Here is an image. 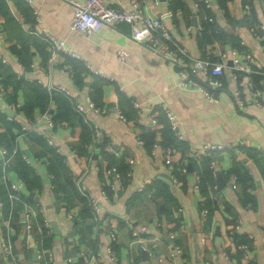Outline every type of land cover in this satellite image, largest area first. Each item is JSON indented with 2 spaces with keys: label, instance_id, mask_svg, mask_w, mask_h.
Instances as JSON below:
<instances>
[{
  "label": "crops",
  "instance_id": "0c3cea01",
  "mask_svg": "<svg viewBox=\"0 0 264 264\" xmlns=\"http://www.w3.org/2000/svg\"><path fill=\"white\" fill-rule=\"evenodd\" d=\"M105 1L129 8L132 0ZM137 1L147 15L163 20L172 39L190 56L204 57L210 52L220 60L219 54L225 52L222 60L230 67L242 51H249L252 62L264 71V39L250 29L253 24L264 25V0H226L225 7L218 0H211L210 7L202 6L200 0ZM244 5L250 6L249 12ZM206 16L233 38H216L203 47L199 36ZM71 17L67 0H0V148L16 149L7 175L18 185L19 198L33 209L34 228L27 233L15 217L18 203L13 206L9 224L14 230L9 234L17 264H85L80 252L95 250L103 252L107 264H229L224 252L238 264H264V105H256L249 97L253 86L257 87L248 84L253 82L250 75L239 77L243 105L232 95L238 84L228 68L224 86L210 100L196 88L181 86L178 67L158 57L147 43L133 40L129 25L99 24L85 34L70 28ZM44 31L63 40L80 59L61 52L51 63ZM237 42L243 43L241 50L234 47ZM233 48L238 49L236 53ZM119 51L127 52L126 59H120ZM49 83L63 86L69 96L49 91ZM35 86L84 105L89 96L105 109L88 111L100 129L94 151L87 146L90 138L86 142L88 136H82L84 122L77 111L66 119H55L53 98L45 110L26 106L36 97ZM260 86L264 98V78ZM162 103L175 115L177 132L182 135L179 143L170 142L174 144L170 166L162 157L166 122ZM153 117L158 121L152 125ZM25 118L34 121L29 134L20 130ZM151 131L154 144L147 139ZM140 138L143 144L138 143ZM105 143L119 153L116 165L121 179L104 175L103 167L110 166L103 154ZM211 143L225 148L203 149ZM54 154L61 161L53 162ZM21 155L28 159L24 163L33 174L30 184L20 177ZM1 158L0 152V163ZM128 158L133 162L129 164ZM50 159L59 174L57 184ZM204 159L210 162L205 165ZM181 167L187 171L182 173ZM234 167L250 176V197L236 182ZM202 175L207 195L195 187ZM80 176V185L99 206L96 220L75 185ZM204 204L208 208L205 217ZM8 213L9 208L0 211V238L8 230ZM235 234L250 237L248 259L236 252ZM109 245L111 253L106 251ZM174 245L181 251L174 252ZM40 250L43 255L50 251L53 262L38 256ZM88 264L100 262L93 258Z\"/></svg>",
  "mask_w": 264,
  "mask_h": 264
},
{
  "label": "built area",
  "instance_id": "2783aa9c",
  "mask_svg": "<svg viewBox=\"0 0 264 264\" xmlns=\"http://www.w3.org/2000/svg\"><path fill=\"white\" fill-rule=\"evenodd\" d=\"M72 8V17L70 20V28L79 30L85 34H90L99 24H106V25H114L116 23H125L130 27V37L137 41V42H144L147 43L150 49L158 55L161 59L166 61L169 64L175 65L178 67V71L180 74V85L185 88H196L200 90L208 99L214 100L216 99L215 90L219 89L223 86L224 80L223 77L226 73L227 68L231 69V75L236 80L238 86L233 90L232 95L238 105L244 104V96L242 94V90L239 88L242 85V81L239 80L241 74L251 75L253 73L262 74L264 75V71L261 69L259 64H255L251 60V54L249 51L241 52L242 55L239 59H235L232 61L231 66L229 67L222 58L226 55L225 52H221L219 54V59H214L213 55L208 52L204 57H192L189 55L188 51L185 47L179 45L172 39V35L170 30L163 22L160 17H153L147 15L144 10L142 9L140 3L137 0L131 1V7L129 8H116L110 4H108L105 0H67ZM205 7L211 6V0H202ZM244 9L246 12L250 11L249 5H244ZM210 21H213V17L208 18ZM250 29L256 32V37L259 39H264V25L262 24H253ZM43 39L46 41L47 46L50 50V57L49 60L52 63L56 54L58 53H65L71 57L76 59H80L79 56L71 51L65 42L61 39H57L53 37L48 32L44 31ZM243 45V43H240ZM238 49L233 48V52L236 53ZM118 56L120 59H126L127 52L119 51ZM85 66L94 73H97L95 69H93L88 63L84 62ZM40 83V81H39ZM250 86L253 85V82L248 81ZM264 89V86L262 87ZM47 89L53 91H62L65 95L69 96L68 90H66L63 86L59 85H52L49 83ZM261 87L257 86L250 90L249 97L251 98L252 102H254L258 106L264 105V98L261 95ZM3 91V88H1ZM2 93V92H1ZM85 105L80 102H72L73 108L77 111L82 119L83 122L89 127L91 130V137L90 142L87 143V146L93 147L96 146L97 138L100 135V129L97 127L96 124L92 122V119L88 115V111H97V112H104V108H99L95 105L91 97L86 96L85 98ZM133 105L138 108L139 104L137 102H133ZM18 106V104H17ZM161 109L165 116L169 121L170 128L175 131L177 140L182 139V135L177 132V119L173 112L168 109L165 104H161ZM125 119L123 116H121ZM49 125H53V121L50 118H47ZM151 123L156 124L157 119L153 117L151 119ZM34 121L25 118L23 123L21 124L20 130L22 134H28L33 131ZM139 144H143L144 140L142 138L138 139ZM225 147L220 144H208L204 145L203 149L206 151H220ZM105 152L108 154L118 156L119 153L116 151L112 145L107 144L103 148ZM173 147L166 146L162 150V157L164 162L167 166L171 165L170 155L172 154ZM1 152V163H0V184H4L8 191V198L10 201L9 205V213L6 221V225L8 227L6 236H2L0 238V247H1V257L6 264H17V255L14 251L11 238H10V230H14L12 226H10V219L12 217V211L14 202L16 200H20L19 198V187L18 185L10 180L7 175V169L11 159L16 154V149H8V148H0ZM90 159V156H89ZM23 160L28 163V159L23 156ZM128 163H132L133 159L128 158ZM213 165L214 162L211 161ZM183 172H186L187 169L185 167H181ZM103 172L105 176L113 175L117 179H121V172L119 171L116 164L110 165L109 167H103ZM84 173V172H83ZM127 175H130L129 171L125 172ZM52 178L53 175L49 174ZM80 178L76 180V186L82 196H84L87 200V206L89 207L94 219L96 220V213L98 211V204L97 202L92 199L87 192L82 188L80 185ZM236 178V177H235ZM173 182L177 181L176 177L172 178ZM200 178L197 177L195 187H199ZM105 193V192H104ZM214 200L218 201L217 197H214ZM23 205L18 213L17 222L22 224L25 231L30 233L33 229L32 218V206L22 201ZM4 206V200L0 188V211L2 213V209ZM208 213V209L203 207L202 209V216L205 217ZM69 218H73V214H68ZM46 233H50L49 224H45ZM45 231V230H44ZM232 232V231H231ZM112 238L115 239L114 234L112 233ZM169 237L173 239L174 234L170 233ZM141 247L144 248V245L141 244ZM241 250H243L242 257L245 259L249 258V255L246 251L247 244H241L239 246ZM107 253H111V246H107L106 248ZM174 252H180L181 248L177 245L173 246ZM225 258L228 259L229 264H238V262L234 259L229 257L227 252L223 253ZM43 252L40 250L38 252V256H42ZM103 252L101 250H95L92 253L86 254L85 252H80V256L82 257L85 264H88L93 258H98L100 264H107L105 259L102 258ZM44 258L48 262H53L52 253L47 251ZM42 256V257H43ZM159 261H162L159 258Z\"/></svg>",
  "mask_w": 264,
  "mask_h": 264
},
{
  "label": "trees",
  "instance_id": "16d2710c",
  "mask_svg": "<svg viewBox=\"0 0 264 264\" xmlns=\"http://www.w3.org/2000/svg\"><path fill=\"white\" fill-rule=\"evenodd\" d=\"M225 2H226V0H218V4L220 6H222V7H225ZM199 3L202 6H204L202 0H200ZM4 12L6 13L5 10H4ZM209 17H211V16H206L205 20L202 22V29H201V33H200V36H199V43L203 47L205 45L209 44V43H212L216 38H224V37L233 38V36L228 35L220 26H218L217 22L214 19H213V21H210L208 19ZM235 44L236 45L234 47H237L239 50H241V44H240V42H237ZM213 58L214 59H217L215 57H213ZM250 77L252 78L253 83L255 85L260 86V80L262 78H264V75L257 74V73H253V74L250 75ZM223 86H224V84H223ZM34 90L36 92V97L32 101H30V102L28 101L26 103V106L28 108L31 109L33 106L38 105V106H40L41 108H43L45 110L46 107H47V104L49 102L48 100L50 98L51 99L53 98V100L56 103V108H57V112L54 115L55 119H64V118L66 119L69 114H74L75 110L73 108V103L66 96H64V95H62L60 93H57V92L50 93V92L46 91L41 86H35L34 87ZM217 90H219V89H217ZM217 90H215V95H216V91ZM164 117L166 118V122L163 121V124H164L163 125V141H164V147L169 146V145L172 146L174 144H171L170 142L172 140H173V142L174 141L176 142L177 138L174 137L175 136L174 131L170 128L169 121H168L167 117L165 116V114H164ZM82 131H83V133H82L83 138H85V136L86 137L88 136V138H85V141L87 142L89 140V138L91 137V130L89 129V127L85 123H83L82 124ZM153 136H154L153 131H151V132L148 133V138H147L148 139V143L154 144L155 140H154ZM174 138H175V140H174ZM179 141H181V140H177V143H179ZM144 142H145V140H144ZM107 144L108 143H105L103 146L105 147V145H107ZM10 149H12V148H10ZM53 151H54V149H53ZM103 154H104V157L108 160L109 165L117 164L118 163L117 160L119 159V156H114V155L108 154L107 152L104 151V149H103ZM14 156H16V154ZM19 158H20L21 166H22V167H20V168H22V171L20 173V175H21L20 177L25 182H27V183L30 184L32 182L31 180H33L32 171H30L28 169V167L26 166V163H24V160H23L22 155L19 156ZM55 161L56 162L61 161L60 160V157L57 156V155H55L54 156V159H53V162H55ZM203 162L206 165V164H208L210 162V160L204 159ZM50 164H51L50 170H51V172L53 171L55 173V181H56V184H57V180H58L57 177L59 176V174L56 173L53 170V165H52V160L51 159H50ZM123 171H126V168L123 169ZM231 172L236 176V182L240 183L241 189H242V193L245 196L250 197V193L247 191V189H248V187H250L252 185V182H251L250 176L247 174V171H245V170L241 171L239 168L234 167V168H232ZM54 173H53V175H54ZM182 173H185V172L182 171ZM206 181L207 180L205 179V175H202V177L200 179V182H199V187H200L201 192L203 194H205V195H207V190H208ZM72 187L73 188H76V186H74V184H72ZM0 188H1L2 196H3V200H4L3 209L5 210V212H7L8 211V208H9V205H10V201H9V198H8V191H7V188L5 187V185L2 184V183L0 184ZM76 191H77V189H76ZM80 197L84 201L85 206H87V200H86V198L84 196H80ZM25 200L26 199H24V198L21 197L20 200H16L14 202V203H18V208L16 209V215H15L16 218H17L18 213L20 212V210L22 208V205H23V202L22 201H25ZM203 206L205 207V206H207V204H204ZM86 208L89 210V207L88 206ZM234 239H235V241L237 243V250H236V252L237 253H240V255H242L243 250H241L239 248V246L241 244H247V245H249V243H250V240H249L250 237L248 238L246 235L239 236V235L235 234L234 235ZM228 254H230V253H228ZM2 262H3L2 261V257L0 256V264Z\"/></svg>",
  "mask_w": 264,
  "mask_h": 264
},
{
  "label": "water",
  "instance_id": "95a60500",
  "mask_svg": "<svg viewBox=\"0 0 264 264\" xmlns=\"http://www.w3.org/2000/svg\"><path fill=\"white\" fill-rule=\"evenodd\" d=\"M219 178H220V176H219ZM166 180H167V182H168L169 184L172 183L170 179H167V178H166ZM224 184H225L224 181L221 180V182L219 183V186L222 188V187L224 186ZM2 264H5V263H2Z\"/></svg>",
  "mask_w": 264,
  "mask_h": 264
}]
</instances>
